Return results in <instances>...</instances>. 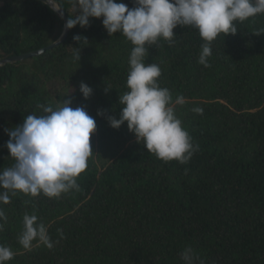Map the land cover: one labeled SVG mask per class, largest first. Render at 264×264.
I'll list each match as a JSON object with an SVG mask.
<instances>
[{"label": "trees", "instance_id": "obj_1", "mask_svg": "<svg viewBox=\"0 0 264 264\" xmlns=\"http://www.w3.org/2000/svg\"><path fill=\"white\" fill-rule=\"evenodd\" d=\"M60 3L74 17L70 0ZM102 19L75 26L44 53L0 66V157L10 167L6 129L43 114L38 105L71 100L97 124L79 191L59 198L17 191L0 203V245L14 254L7 264H183L187 246L203 264H264V33H256L264 31V13L212 42L211 67L198 63L204 41L194 27L178 25L175 44L161 39L149 47L145 63L160 66V86L174 101L185 98L175 114L199 145L185 164L158 159L127 122L110 126L107 116L119 118V96L129 91L134 46L119 32L110 36ZM64 27L43 0H0V60L47 47ZM76 47L80 64L72 59ZM81 82L93 89L87 99ZM26 214L46 225L52 248L38 240L31 250L20 244Z\"/></svg>", "mask_w": 264, "mask_h": 264}, {"label": "clouds", "instance_id": "obj_2", "mask_svg": "<svg viewBox=\"0 0 264 264\" xmlns=\"http://www.w3.org/2000/svg\"><path fill=\"white\" fill-rule=\"evenodd\" d=\"M53 11L63 18L60 0H44ZM75 11L67 20L65 29L77 25L90 26V18H101L110 36L120 33L134 46L129 56V71L126 86L129 91L119 96L122 105L119 118L107 116L111 127L119 129L125 122L147 151L164 162L176 160L181 164L189 162L199 145L192 143V137L182 121L175 114V105L184 104L185 98L175 101L170 90L161 87L162 75L156 63H145L149 47L161 39L169 45L176 43L174 29L189 26L198 29L204 41L198 63L211 67L208 58L212 55V42L221 34H236V23H243L251 17L264 13V0H134L130 8L121 0H70ZM264 33V31L256 32ZM79 35L74 39L80 41ZM74 62L81 60V48L73 51ZM112 87L108 84L105 92ZM84 98L93 94L85 82L80 84ZM71 100L53 107L38 105L41 115H27L14 129H6L10 139L6 147L14 158L13 166L0 170V203H9L10 195L17 191L33 197L41 193L49 198H59L69 191L80 190L77 178L88 167L93 149L91 135L96 131V120L83 107L73 108ZM202 115L203 109H192ZM103 110L98 115L103 116ZM6 219L0 209V220ZM24 231L19 242L28 250L33 241L43 242L48 248L53 244L44 223L36 215L24 216ZM4 225L0 223V230ZM10 248L0 245V264H7L13 258ZM183 264H203L196 251L187 246L181 252Z\"/></svg>", "mask_w": 264, "mask_h": 264}, {"label": "water", "instance_id": "obj_3", "mask_svg": "<svg viewBox=\"0 0 264 264\" xmlns=\"http://www.w3.org/2000/svg\"><path fill=\"white\" fill-rule=\"evenodd\" d=\"M53 2H55V0H53ZM62 11H63V19H64V22L66 24V22L68 20V17H67V15H66V13H65V11L63 9H62ZM69 31H70V29L66 30L65 27H64V31H63L61 37L56 42H54V43H52V44H50V45H48L47 47H44V48L36 49V50L29 51V52H26V53H23V54H20V55H14V56H11V57H8V58H5V59H1L0 60V66L5 65L7 63H14L16 61L23 60L25 58H28V57H31V56H34V55H37V54H40V53H44L45 51H47V49L53 48V47L59 45L61 42H63L67 38V36L69 34Z\"/></svg>", "mask_w": 264, "mask_h": 264}, {"label": "rangeland", "instance_id": "obj_4", "mask_svg": "<svg viewBox=\"0 0 264 264\" xmlns=\"http://www.w3.org/2000/svg\"><path fill=\"white\" fill-rule=\"evenodd\" d=\"M0 160L4 162L3 165H1V166L5 167V168L10 167L9 162L5 161L4 159H1V157H0Z\"/></svg>", "mask_w": 264, "mask_h": 264}]
</instances>
